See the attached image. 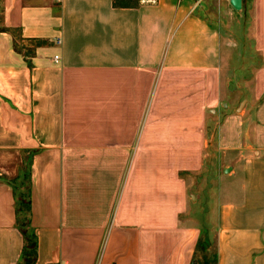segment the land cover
Returning a JSON list of instances; mask_svg holds the SVG:
<instances>
[{
  "label": "crops",
  "instance_id": "1",
  "mask_svg": "<svg viewBox=\"0 0 264 264\" xmlns=\"http://www.w3.org/2000/svg\"><path fill=\"white\" fill-rule=\"evenodd\" d=\"M210 1L2 0V24L23 49L0 32V152L32 156L35 264H193L208 224L218 264H264L262 127L245 135L242 118L225 121L235 159L216 209L205 223L202 204H188L205 165L206 109L235 72ZM226 2L249 13L257 62L241 81L260 99L264 0ZM24 244L13 183L1 177L0 264L23 263Z\"/></svg>",
  "mask_w": 264,
  "mask_h": 264
},
{
  "label": "rangeland",
  "instance_id": "2",
  "mask_svg": "<svg viewBox=\"0 0 264 264\" xmlns=\"http://www.w3.org/2000/svg\"><path fill=\"white\" fill-rule=\"evenodd\" d=\"M226 0H211L212 6L215 11H217V19L221 21L222 27L225 35L231 36L232 47L234 50L233 58L231 59L232 67L235 70L234 74L229 73L228 78L231 86L227 89L228 95L225 99L219 103V106L215 108L209 107L206 109V147L204 151V168L198 179V185L188 194V204L191 209H198L200 204H202L203 222H205V213L209 210L216 209L215 190L220 188V180L223 179L228 173V165L233 164L235 155L227 149L226 145L222 144L221 128L225 121L232 117L238 123L241 118L244 121L242 124V131L246 134H255L257 132V127H262L264 129V122L256 118L257 109L261 107L264 103V95L257 99L255 93L248 90L247 85L241 81V78L248 77V75H243L240 73L241 70L251 71L252 67L255 66L257 62L256 53L254 49L253 38L247 36L250 31L249 13L246 12V8L240 12H235L233 6L226 2ZM2 0H0V28L3 26L2 19ZM216 14V13H215ZM238 25V26H237ZM246 36V37H245ZM243 56V57H242ZM238 73V77H236ZM243 87V89H242ZM239 88V89H237ZM247 89V90H245ZM233 99L232 102L230 99ZM248 102V106L245 104ZM244 104L241 109L236 111V108L240 104ZM247 107V109H245ZM247 120V121H246ZM233 128V127H232ZM247 137V136H246ZM25 156L24 162L22 159ZM31 155H19V154H4L0 152V178H4L10 181L17 180V186L20 190L27 191L30 186L31 180ZM19 166V172H18ZM7 170L13 173V176L7 174ZM2 173V174H1ZM17 174V177H16ZM193 197L197 200L194 204ZM213 201V206L211 204ZM205 217V218H204ZM207 223V221L205 222ZM209 224L203 229V235H208L211 242L210 248L214 253L217 249V239L214 231V225H212V230L209 228ZM210 251V252H211ZM215 256L212 257L214 259ZM213 262V260H212Z\"/></svg>",
  "mask_w": 264,
  "mask_h": 264
},
{
  "label": "trees",
  "instance_id": "3",
  "mask_svg": "<svg viewBox=\"0 0 264 264\" xmlns=\"http://www.w3.org/2000/svg\"><path fill=\"white\" fill-rule=\"evenodd\" d=\"M0 32H11L16 39V50L22 51V44L18 43L22 40L18 29L1 26ZM31 182L32 180H30L28 190L24 191L18 188L17 180L12 181L16 200L17 227L22 232L25 241L22 254L23 263L20 264H35L38 255V238L31 227ZM210 242L208 235L201 236L194 258L196 264H218V249H214L215 252L213 253L210 248ZM213 256H215L214 259H212Z\"/></svg>",
  "mask_w": 264,
  "mask_h": 264
},
{
  "label": "built area",
  "instance_id": "4",
  "mask_svg": "<svg viewBox=\"0 0 264 264\" xmlns=\"http://www.w3.org/2000/svg\"><path fill=\"white\" fill-rule=\"evenodd\" d=\"M137 1H138L139 5H141V6H154V5H157L159 3V0H137ZM56 43L60 45L62 43V40L57 39ZM58 59H59V56H56L55 60H58Z\"/></svg>",
  "mask_w": 264,
  "mask_h": 264
},
{
  "label": "water",
  "instance_id": "5",
  "mask_svg": "<svg viewBox=\"0 0 264 264\" xmlns=\"http://www.w3.org/2000/svg\"><path fill=\"white\" fill-rule=\"evenodd\" d=\"M231 1L235 8L241 9L242 0H231ZM193 264H196V263L194 262Z\"/></svg>",
  "mask_w": 264,
  "mask_h": 264
}]
</instances>
